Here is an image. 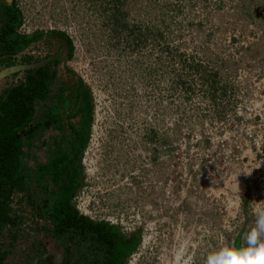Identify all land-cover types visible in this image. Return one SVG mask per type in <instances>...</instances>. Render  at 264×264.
Listing matches in <instances>:
<instances>
[{
    "label": "rangeland",
    "instance_id": "1",
    "mask_svg": "<svg viewBox=\"0 0 264 264\" xmlns=\"http://www.w3.org/2000/svg\"><path fill=\"white\" fill-rule=\"evenodd\" d=\"M52 3L83 40L80 57L55 53L63 60L57 71L64 83L55 98L82 81L92 98L90 135L98 140L85 164L90 140L84 150L75 196L123 235L140 231L126 264H156L158 257L204 264L217 247L242 243L264 210V0ZM43 42L51 52L60 49ZM5 69L0 93L24 76ZM45 110L39 108L41 121H48ZM79 113L69 118L75 126ZM69 131L54 122L27 147L30 191L23 204L14 203L24 221L5 233V264L95 257L89 243L61 239L45 208L32 203L46 198L33 176L52 157L49 141L73 135ZM34 215L47 219L36 223Z\"/></svg>",
    "mask_w": 264,
    "mask_h": 264
},
{
    "label": "trees",
    "instance_id": "2",
    "mask_svg": "<svg viewBox=\"0 0 264 264\" xmlns=\"http://www.w3.org/2000/svg\"><path fill=\"white\" fill-rule=\"evenodd\" d=\"M113 8L115 21L119 22V4L116 3ZM22 23L23 15L17 6V0H12L11 3L0 0V71L3 68L20 65L30 66L22 71L23 78L4 88L0 93V264H5L9 255L5 233L12 228L20 227L24 221L23 214L19 215L12 202L14 195L30 191L27 166L24 163V158L28 155L27 147L43 131L51 128L54 122L61 130H70L69 132L73 134L74 138L71 140L73 151L68 155L67 153L61 155L60 161L57 159L46 166L40 165L39 171H35L39 175L33 176L40 187L47 177L52 175L53 181L60 184L54 204L45 198L39 202L40 206L35 201L37 196L33 197L35 200L32 198V203L38 209L45 208L43 213L55 223L56 234L61 239L69 235L70 240L76 238L80 240L79 243H89V249L95 252L94 259L88 251L89 254L82 253L78 256L75 264H126L128 257L136 250L141 240L140 231L125 236L117 226L81 215L73 202L77 189L82 185L81 160L90 140L91 94L85 91L84 84L80 81L74 92L69 95L68 103L61 100L65 97L64 93L60 96L61 99L55 98V89L64 84L58 80L57 71L62 59L58 56L46 62L50 55L45 58L23 56L32 45L43 42L45 34L39 32L20 35L18 30ZM47 35L62 37L67 47L66 55L72 58L73 45L66 34L57 32ZM17 57L22 58L18 61ZM66 71L70 76L74 74L68 69ZM17 72L20 73L16 71L14 75H17ZM39 108L46 109L45 116L48 117V121L38 119ZM66 110L67 117L63 114ZM77 112H80L82 118L78 126H75L69 122V118H76ZM59 154H62V151ZM71 155L73 157L70 163L60 167V164L69 160ZM74 165L76 168L71 173L70 167ZM14 236L16 237L15 234Z\"/></svg>",
    "mask_w": 264,
    "mask_h": 264
},
{
    "label": "built area",
    "instance_id": "3",
    "mask_svg": "<svg viewBox=\"0 0 264 264\" xmlns=\"http://www.w3.org/2000/svg\"><path fill=\"white\" fill-rule=\"evenodd\" d=\"M52 5V0H17V6L23 15V23L21 24L18 33L20 35H32L39 32H42L45 35L57 32L64 33L72 42L73 56L80 57V52L83 49V40L79 35L78 26L72 22H68V24L63 22L61 19V14L63 11L54 10ZM66 11L67 9L65 8V13ZM25 55H29L34 58H45L48 55H52L54 58L58 57H55V55L47 48V45L42 41L28 48L26 52L23 53V56ZM17 58L18 61H20L22 57ZM96 141L98 140L94 136V133H92V135H90L89 146L87 147V151L85 152L84 164L87 160V155H89V153L92 151V146L96 144ZM75 197V205L81 215L89 217L94 221L110 220L112 222L110 218L106 217L102 218V220H96V216L92 215V212L89 210L88 205L78 199L77 196ZM21 199H23V204L26 200L25 194L19 193L13 196L12 206L14 207V209H16V205H14V203L20 202ZM18 213L20 215L21 212L18 211ZM34 216L35 217H32V220L36 223L44 222V217H38V215ZM157 259L158 262L156 264H171L165 262V260H162L161 257H158Z\"/></svg>",
    "mask_w": 264,
    "mask_h": 264
},
{
    "label": "clouds",
    "instance_id": "4",
    "mask_svg": "<svg viewBox=\"0 0 264 264\" xmlns=\"http://www.w3.org/2000/svg\"><path fill=\"white\" fill-rule=\"evenodd\" d=\"M238 245L224 244L210 251L204 264H264V210L255 214V224Z\"/></svg>",
    "mask_w": 264,
    "mask_h": 264
},
{
    "label": "flooded vegetation",
    "instance_id": "5",
    "mask_svg": "<svg viewBox=\"0 0 264 264\" xmlns=\"http://www.w3.org/2000/svg\"><path fill=\"white\" fill-rule=\"evenodd\" d=\"M69 95L70 94H68V95L66 94L63 99H61L60 96L58 98H60L62 100V102H64V103L67 102L68 103L69 102V100H68L69 99ZM60 106H61V104H60ZM73 138H74L73 135H71V136L64 135L61 139H59V137L56 136V137H54L51 140V143L49 141L48 147L50 149V152L52 153V157L48 160L47 163H45V164H43L41 166H46L48 164L56 162L57 159L60 161L61 158H62L61 155L66 154V153L68 155V154L72 153L74 146L71 143V140H73ZM44 141H46V139ZM44 144H45V142H44ZM60 151H62V154H59ZM72 155H71V158L69 157V160H67L65 162L66 164L65 163H63V164L61 163L60 167H61V165L64 166V165H67L68 163H70V160L73 157ZM75 168H76V165L70 167L71 173H72V171L75 170ZM37 175H39V174H37ZM71 175L72 174H70V177H71ZM48 180L50 181L48 184L52 187V189L47 184V182L44 181L45 183H42V187H41L40 191L42 192L43 195L44 194L46 195V198H47L48 201H51L52 204H54V202L57 200V196H58V193H59L58 190H59L60 184L58 185V184H56L53 181L54 180L53 175L52 176H48L46 181H48ZM51 181H53V182H51ZM46 193H48L49 196H47Z\"/></svg>",
    "mask_w": 264,
    "mask_h": 264
},
{
    "label": "crops",
    "instance_id": "6",
    "mask_svg": "<svg viewBox=\"0 0 264 264\" xmlns=\"http://www.w3.org/2000/svg\"><path fill=\"white\" fill-rule=\"evenodd\" d=\"M46 39V41H48V40H50L51 42H53V44L55 45L56 43H57V45H58V47L60 48V49H56V50H54V52H52L54 55H55V57L56 56H58L57 54H55L56 53V51H63L64 52V50H65V55H66V45H65V40L62 38V37H60V36H54V35H45L44 36V38H43V40H45ZM52 48V47H51ZM51 50V49H50ZM57 58V57H56ZM54 59V57L51 55L50 56V59L48 60V61H52ZM63 61V60H62ZM59 67V66H58ZM71 77V76H70ZM73 92H74V90H73ZM69 94H72V92L71 91H69Z\"/></svg>",
    "mask_w": 264,
    "mask_h": 264
},
{
    "label": "water",
    "instance_id": "7",
    "mask_svg": "<svg viewBox=\"0 0 264 264\" xmlns=\"http://www.w3.org/2000/svg\"><path fill=\"white\" fill-rule=\"evenodd\" d=\"M8 2H12V0H7ZM50 59V58H49ZM49 59H47L46 60V62H48V60ZM33 65V64H32ZM30 66H27V65H20V66H14V67H11V68H7V69H5V72H7V71H23V70H25V69H27V68H29Z\"/></svg>",
    "mask_w": 264,
    "mask_h": 264
}]
</instances>
